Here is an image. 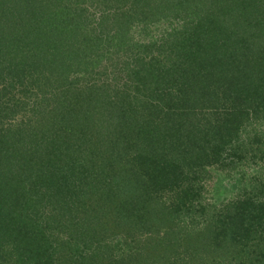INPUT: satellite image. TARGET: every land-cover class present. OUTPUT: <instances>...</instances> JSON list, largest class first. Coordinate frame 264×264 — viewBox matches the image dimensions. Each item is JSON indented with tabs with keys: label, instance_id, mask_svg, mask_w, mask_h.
<instances>
[{
	"label": "trees",
	"instance_id": "trees-1",
	"mask_svg": "<svg viewBox=\"0 0 264 264\" xmlns=\"http://www.w3.org/2000/svg\"><path fill=\"white\" fill-rule=\"evenodd\" d=\"M262 121L264 0H0V264H264L256 174L187 221Z\"/></svg>",
	"mask_w": 264,
	"mask_h": 264
},
{
	"label": "rangeland",
	"instance_id": "rangeland-1",
	"mask_svg": "<svg viewBox=\"0 0 264 264\" xmlns=\"http://www.w3.org/2000/svg\"><path fill=\"white\" fill-rule=\"evenodd\" d=\"M175 23H177V21L171 22V23L166 22L165 24H162L159 27V31L157 33H153V34L149 32L141 33V30H139L140 33L139 31L137 32L136 38L140 40V37H141L142 40L147 43L160 40L164 35H167L168 33L167 28L171 29L173 26L176 25ZM133 50L136 51L135 49ZM128 52L129 54L130 53L132 54L130 50H127L126 52L127 54L124 53L123 55L116 53L113 57L114 61H119L120 65L123 64L124 61L128 58ZM86 68H87V65L85 66L84 70H80L81 68H77L78 73H74L75 74L74 78L76 77L81 84L79 89H81L83 86L85 87L84 83H88L92 79L96 78V74L91 70L85 71ZM74 78L71 77V80L75 81L76 79ZM67 98L68 96H65L64 99H67ZM31 130L40 131V128H36L35 126H32ZM242 133L244 134V138L251 137L255 141L259 139L260 142L256 143L257 146H254L255 148L254 150H256L255 151L256 157L254 155L252 156L250 153L251 150H249L247 152H249L250 154L246 153V154L239 155L242 158L240 160L235 157L231 158L227 162V164L234 162V164L238 167L239 173L236 170L237 167L235 168L233 167L229 168L228 166H224L225 168L220 167L212 173L213 177L210 179L209 182L205 183L204 185H201V190L199 191L200 196L197 198L198 208L201 210L200 211L199 209L196 210L195 214L190 216L188 219L186 218L192 231H193V228L196 230H199V229L202 230L205 224L204 219H206L205 218L206 216L213 215L214 217V216L219 215L223 211L224 204L227 205V203L230 200L237 198L240 192L239 186L244 188L252 184L249 181H245L244 184L239 185L237 180L241 178L242 174H244L246 178H252V176L256 174V178H257L256 180L264 181V160L260 159L261 156L264 157V122L262 121L255 125L251 124L248 127H246ZM251 147L252 145H249L248 148L246 147L244 150L250 149ZM253 158H256V159L254 160ZM14 169L17 171V166H14ZM11 174H13V171L8 172L7 176L5 175L3 177V180L4 181L9 180ZM255 184H260V182L255 183ZM203 205L207 206L208 209H212L210 211H206L207 212L206 216L203 215V211H204L203 208H205V207H202ZM118 241H120V239L115 240V242L112 241L113 245L114 243ZM139 245L141 244L139 243L138 246ZM134 252H140L138 254L142 255L144 253V250L142 247L141 248L137 247L136 249H134Z\"/></svg>",
	"mask_w": 264,
	"mask_h": 264
}]
</instances>
